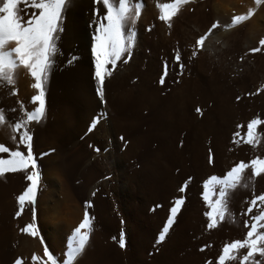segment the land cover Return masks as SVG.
Returning <instances> with one entry per match:
<instances>
[{"label":"rangeland","instance_id":"1","mask_svg":"<svg viewBox=\"0 0 264 264\" xmlns=\"http://www.w3.org/2000/svg\"><path fill=\"white\" fill-rule=\"evenodd\" d=\"M146 1L148 0H142L141 23L139 18L136 21V25L139 23V27H135V24L130 25L135 33L140 31V42L137 47L134 42L130 58L127 56L124 58L127 59V63L118 62L117 68L111 75V77L121 75L120 78L123 77L125 81L123 80L121 83L120 80H115L118 83L116 84L114 81L112 82L113 77H106L103 88L104 103L96 101L87 105L81 96L96 95L95 83L92 79L91 58L87 62L89 65L87 77L86 74H79L76 64L85 62L82 58L87 52L91 57L90 45L85 43L88 41L84 40L83 35L91 42L93 29L89 27V23L93 21V0H69L64 11V21L62 20V32L57 36L54 66L46 81L47 87L50 81L49 83L53 82L56 88L62 90L60 105L63 101L65 102V113L62 112L65 123L55 132L51 131L49 122L50 124L45 128L46 131L43 130L44 132L41 133L43 137H38V139L36 137L34 143V138L32 139V151L40 174L39 185L45 178V183L38 185L40 192L38 190L37 197L38 193L39 195L47 193L50 185L52 187L53 184L52 189L54 193L57 192L56 194L63 192L61 189L66 188L74 194L75 201L73 200V203L58 207L61 211L55 209L56 212H54L55 210L51 212L52 218L54 219L55 216L54 220L57 223L54 221L53 224L48 223V229L45 232L47 235L53 233L58 239L63 240L66 246L67 237L71 235L72 230L80 223L84 212L87 211L92 219V231L89 235L92 241L87 247V252L90 254L95 252L92 260L89 261L90 264H205L207 260H215L223 243L231 242L234 239H243L247 231L244 227V220L247 217L242 213L247 206V200H250L253 194L259 195L264 192V175L250 179L247 188L239 187L240 189H235L230 194L229 214L226 218L220 221L214 229L206 228L207 218L204 212L208 209L201 196L203 180L211 175L222 176L235 162L241 160L247 162L257 157L264 158V125L257 128L259 140L255 147L242 142H233V133L237 131V124L242 126L240 132L243 135L250 119L258 117L264 120V87H262L264 86V76L262 78L259 76L260 72H264V66L262 67V64L264 65V46L259 45V40L264 38V27L260 28L261 26H259L258 34L254 33L253 38L251 37L253 34L248 33L250 27H248L247 21L231 27V33L229 31V34L225 36L229 44L228 48L219 52L217 57H213L194 47L193 37L198 32L194 29L195 27L192 28V24L195 22L197 28L207 32L214 22L217 25L231 22L232 15H226L227 17L222 15L215 19L211 0H187V3L183 4L184 6L179 7L177 15L171 18L169 26L158 19L159 10L155 5L160 3L159 0H149L148 3ZM252 1L254 2V0ZM170 2L171 0L162 3ZM261 4L263 5V3ZM261 4L257 7L254 6L256 10L262 7ZM97 7L100 8L102 5H97ZM144 7H149L147 15H143ZM210 13L214 15H210ZM143 16L146 17H144V21ZM252 17L254 16L248 19L249 23ZM85 20H87L86 23ZM258 20L259 25L260 23L264 24V18L260 19L259 17ZM78 22H82V24L79 25ZM136 37L137 34L135 39ZM244 42L248 45L249 42L252 43L251 47L247 48ZM253 47H260L261 50L253 53L250 51ZM177 50L181 55L180 63L184 65L182 73L172 60ZM194 50L197 51V56L190 59ZM142 52L145 53V56L156 60L151 67L150 74L148 65L142 66L138 59ZM163 57L164 62H167V76L165 83L161 85L157 81L162 71ZM245 57L253 64L259 63V68L254 69L253 66H250ZM143 63L146 64L147 60ZM242 63H247L250 70H245ZM145 71L151 78L143 81ZM142 83L147 84L144 86V88L147 87L146 89L158 88L160 96L165 98L173 92V89H180L179 100L183 110L180 107L179 109L183 114L180 116L179 124L172 120L170 123L167 122L168 130L163 131L161 128H157V108L160 106V102H156V106L154 104L142 112H137L138 121L136 119L135 123L128 122L130 113H132L127 107L128 103L124 104L125 106L119 104L115 97L112 98V94L117 95L131 89L132 96H136L137 89L143 88ZM114 84L118 86L116 87ZM203 84L204 86H202ZM206 86L220 89L217 90L218 95H213V98L206 100V97H203L208 94ZM182 87L183 90L187 89L183 91ZM192 87L201 91L195 96L190 93ZM258 88L259 92H257ZM203 90L207 93L202 95ZM132 91H135L134 94ZM46 92L45 97L47 96L49 100L56 99L53 92L50 90H46ZM248 93L254 94L248 95ZM108 94L111 97L109 99ZM219 96L224 99L221 100ZM237 96L241 97L239 101L236 100ZM184 98H187L188 101L185 99L184 102ZM225 104L231 106L236 104L235 106L239 109L242 108V111H239L240 115L236 113L238 116L233 114L231 120L229 119L230 121L228 120L224 125L218 120L217 109ZM240 105L241 107H239ZM5 106L0 103V109L5 110L8 122L21 118L20 112L18 114L16 111H9L11 108ZM196 107L201 108L202 115L195 112ZM100 114H102V118L95 126H92L93 119ZM233 118L235 119L233 120ZM215 123L221 124V127L224 128L222 132H218L220 135L213 133L209 128ZM216 134H218V138L214 142ZM1 143L7 144L3 141ZM219 143L221 145H218ZM6 146L15 148L9 143ZM197 146H200L201 150ZM218 147L222 149L219 150ZM19 150L26 151L23 146H20ZM216 150L221 154L224 153L222 155L226 159L225 163H223L222 155L217 154ZM209 151L214 159L212 165L208 163ZM27 174V171H19L0 176V264H13L17 257L22 258L23 264H33L32 254L41 257L42 260L45 259L43 257L45 246L58 258V264H61L59 258L67 251V246H59L58 254L43 237L44 233L40 230L37 221V197L34 205L26 204L21 216L15 217V212L18 210L16 196L26 187L28 182L25 177ZM250 177L251 171L248 169L245 171V178ZM186 181L188 183L185 191L179 193V187ZM56 189L58 191H55ZM179 195L184 197V204L174 223L169 227L170 231L168 230L163 240H159L158 237L167 221L172 200ZM54 197L57 196L54 195ZM33 209L39 235L29 237L36 238V242L40 245L36 251H30L22 244L28 235L19 232L20 228L32 222ZM70 221L73 223L70 224L71 226L68 223ZM43 224L47 225V222L45 221ZM22 236L25 238L22 239ZM121 237L125 244L123 248L119 245ZM206 245H210V247H204L203 251L199 250ZM244 252L246 249L240 250L237 255H243ZM84 257L80 256L76 264H85ZM253 259L259 261V264H264V258L259 257L258 254ZM36 264H40V262H36ZM230 264H238V260L230 262Z\"/></svg>","mask_w":264,"mask_h":264},{"label":"snow or ice","instance_id":"2","mask_svg":"<svg viewBox=\"0 0 264 264\" xmlns=\"http://www.w3.org/2000/svg\"><path fill=\"white\" fill-rule=\"evenodd\" d=\"M186 3L187 0L156 3L155 7L159 10L158 19L170 26L171 18L177 15L179 7ZM255 3L260 5L264 3V0H255ZM68 4L69 0H0V87L11 86L9 94L17 96L16 74L19 68L23 67L33 80L30 87L35 91V94L28 100L31 108L26 107L24 101L17 99L21 118L8 122L5 110L0 109V127H7L10 133L8 139L15 145V148H10L0 143V154H2L0 155V176L12 172H28L25 177L28 183L16 196L18 210L15 212V217L21 216L26 204L34 205L37 197L40 174L32 151L33 136L29 125L33 122L39 123L45 116V84L54 66L57 36L62 32V20ZM97 5H102V7L98 8ZM142 8V0H93V21L89 23V27L93 29L90 42L92 79L95 83L96 95L102 104L104 103L105 78L111 77L118 62L127 63V59L124 58L131 56L136 33L130 25L136 23ZM254 11V8H248L244 14L233 15L231 23L225 27L231 28L247 21ZM21 12H24V15H21ZM217 27V23H212L207 32L196 39L194 47L200 48L201 42ZM259 45L264 46V38L259 40ZM260 50V47L250 49L253 53ZM196 56L197 51L194 50L190 59ZM172 60L182 73L184 65L180 63L181 55L178 50L174 53ZM166 76L167 62L165 61L157 82L163 85ZM259 91L258 88L257 92ZM253 94L248 93V95ZM240 99V96L236 97L237 101ZM9 111L15 112L17 109L12 108ZM195 112L202 115L199 107H196ZM100 118L102 114L93 119L92 126H95ZM261 125H264V120L258 117L252 118L247 122L246 131L241 135L242 126L237 124V131L233 133V142H242L255 147L259 140L257 128ZM20 146H23L26 151H20ZM208 163L209 165L214 164L211 151H209ZM248 169L251 171V177L246 179L245 171ZM260 175H264V158L257 157L247 162L243 160L235 162L222 176L211 175L203 180L201 196L208 209L204 212L207 218L206 228L214 229L229 214L228 202L233 190L238 187L247 188L249 180ZM187 183L188 181L179 187V193L185 191ZM183 204L182 195L172 200L167 221L158 237L159 240L165 238V234L174 223ZM242 214L247 217L244 220V227L247 231L243 239L223 243L215 260H207L205 264H230L237 260L238 264H259V261L254 260L253 257L258 254L259 257L264 258V192L259 195L253 194L251 199L247 200V206ZM91 231L92 219L85 211L80 223L67 237V251L59 258L61 264H74L76 258L84 250ZM19 232L30 237L39 235L35 224L34 209L32 222L20 228ZM41 243L43 244L42 240ZM119 245L121 248L125 246L122 237ZM204 247H210V245L202 246L199 250L203 251ZM245 249L246 252L243 255H237L240 250ZM43 257L45 259L42 260L41 257L32 254L31 261L33 264L36 262L58 264V258L46 246L43 249ZM13 264H23L22 258L17 257Z\"/></svg>","mask_w":264,"mask_h":264},{"label":"bare ground","instance_id":"3","mask_svg":"<svg viewBox=\"0 0 264 264\" xmlns=\"http://www.w3.org/2000/svg\"><path fill=\"white\" fill-rule=\"evenodd\" d=\"M149 1V0H148ZM148 1H146L147 3H148ZM169 0H159V2L160 3H162V2H168ZM209 2V1H208ZM252 0H211V7H212V11H213V13L215 14V16H216V18L215 19H217V18H219L220 16H224L225 15V17H227L226 15H232L233 16V14L234 15H241V14H244V13H246L247 12V10H248V8H252V7H254L256 4H255V0H254V2H253V4H252ZM145 5H146V3H145ZM148 5V4H147ZM210 5V4H209ZM262 5V4H261ZM182 6H184V5H182ZM182 6H180V7H182ZM256 7H257V5H256ZM147 8H149V7H144V12H143V15H147L146 13L148 12V10H147ZM255 8V7H254ZM143 10V9H142ZM255 10H256V8H255ZM211 11V12H212ZM149 13V12H148ZM212 13V14H213ZM211 13H210V15H212ZM213 14V15H214ZM21 15H24V12H21ZM88 15V14H87ZM150 16V15H149ZM230 16H228V17H230ZM252 16H254V17H252V19H251V21H250V23L248 22L249 20H247V24L249 25L248 27H250V29H249V34L250 33H252L253 35H251V37L253 36L254 37V33L256 34L257 33V31L259 30L258 28H259V26H261L260 28H263L264 27V24L262 25L261 23H260V25H259V23H258V19H259V17H260V19L261 18H264V3H263V5H262V7H259L256 11H255V13L252 15ZM87 17V16H86ZM145 16H143L142 17V19H143V21H144V19L146 18H144ZM141 18V16L139 17V19ZM212 18H213V16H212ZM63 21H64V19H63ZM140 21V23H141V19L139 20ZM87 22V20H85V23ZM219 22H221V21H219ZM223 22V21H222ZM80 23L82 24V22H78V24L80 25ZM143 23V22H142ZM228 23H231V22H228ZM228 23H226V22H224V23H219V25H218V27L215 29V30H212V32L211 33H209L208 34V36L205 38V40L204 41H202L201 42V46H200V48H197V49H199L201 52H207L208 53V55H211V56H213V57H217V54L219 53V52H221V51H224V49H227L228 48V41L226 40V38H225V36H226V34H229V31H230V29L231 28H227V27H225V25H227ZM137 23H135V25H136ZM78 25V26H79ZM139 27V23H138V25H136L135 27ZM263 26V27H262ZM137 27V28H138ZM193 27H195L194 29L195 30H197V32L198 33H196L195 35H194V37H193V40H194V44H195V40L200 36V35H203V32H205V30L203 29V30H200L199 28H197V25L195 24V22H193V24H192V28ZM63 28H64V26H63ZM79 28V27H78ZM143 29V28H142ZM236 29V28H235ZM80 30V29H79ZM232 30V29H231ZM138 31V30H137ZM230 33H231V31H230ZM248 33H247V35H248ZM137 34V37H136V39H135V47H137V44L140 42V31H138V33H136ZM158 34V33H157ZM258 34V33H257ZM256 34V35H257ZM142 35V34H141ZM250 36V35H249ZM83 37H84V40H86V41H88V42H90V39H87L86 38V36L85 35H83ZM165 37V36H164ZM252 37V38H253ZM248 38V37H247ZM250 38V37H249ZM147 39V38H146ZM156 41V40H155ZM249 41V40H248ZM88 42H85V43H87L88 44V46L90 45V43H88ZM252 42V41H251ZM61 43V42H60ZM161 43V42H160ZM157 44H159V43H157ZM162 44V43H161ZM247 45V48L248 47H251V45L250 44H252V43H250L249 42V45L246 43V42H244V45ZM156 45V44H155ZM243 45V46H244ZM139 46V45H138ZM153 46V45H152ZM158 47V46H157ZM156 47V48H157ZM160 47V46H159ZM146 48V47H145ZM150 48V47H149ZM162 48V47H161ZM152 49H154V48H152ZM152 51V50H151ZM154 51V50H153ZM134 55V54H133ZM156 56V55H155ZM90 56H89V54H88V52H87V54H85L84 55V57L82 58V59H84L85 60V62L83 63H77L76 64V68L79 70V74L80 75H85L86 74V77H87V75H88V73H89V71H88V68H89V65H87V62L88 61H90ZM135 58V57H134ZM136 58H138V57H136ZM139 61H141V65L143 66V65H148L147 67H148V73L150 74V71L152 70L151 69V67L154 65V63L156 62V60L154 59H151L150 57H148V56H145V53L143 54V52H142V54L139 56ZM145 59V60H144ZM146 60H147V63L145 64V63H143V61H145L146 62ZM162 63L164 62V57L162 58ZM245 60L247 61V63L248 64H250V66H253V68L254 69H256L257 67H258V65H260L259 63H251L250 61H249V59L247 58V57H245ZM159 62V61H158ZM90 63V62H89ZM247 63H242L243 65H244V67H245V70H247L248 69V64ZM260 63H262V62H260ZM135 64V63H134ZM241 64V65H242ZM160 65H161V63H160ZM128 66V65H127ZM239 66V65H238ZM264 65L262 64V67H263ZM126 67V66H125ZM140 67V66H139ZM146 67V66H145ZM146 67V68H147ZM119 68V67H118ZM129 68V67H128ZM259 68V67H258ZM125 69H127V68H125ZM143 69V68H142ZM263 69H264V67H263ZM144 70V69H143ZM248 70H250V68L248 69ZM258 70V69H257ZM139 71V70H138ZM256 71V70H255ZM263 71V70H262ZM118 73V72H117ZM137 73H139V72H137ZM141 73V72H140ZM146 71L144 72V77H143V81H146L148 78H149V74H148ZM246 73V72H245ZM250 73H252V72H250ZM262 73H264V72H262ZM261 72H260V77L262 78L264 75H262L261 76V74H262ZM78 74V73H77ZM78 74V75H79ZM119 74V73H118ZM148 74V75H147ZM152 74V73H151ZM248 74V73H247ZM255 74V73H254ZM120 76L121 75H113L111 78H112V82L114 81L115 83H116V81L115 80H120V82L122 83V81L124 80V78L122 77V78H120ZM151 78V77H150ZM149 78V79H150ZM252 78L253 79H255L253 76H252ZM259 78V77H258ZM87 79V78H86ZM145 79V80H144ZM252 79V80H253ZM81 80V79H80ZM83 80V79H82ZM117 81V82H118ZM125 81V80H124ZM50 82V81H49ZM48 82V87H47V85L45 84V92H46V90L48 91V90H50L51 92H53L54 94H55V98L56 99H52V100H49V98L46 96L45 97V99H46V111H45V116H44V118L39 122V123H35V122H33V123H31L30 125H29V129H30V131H31V133L34 131L35 133H32L33 134V143L36 141L35 140V138L37 137V139H38V137L40 138V137H43V135L41 136V133H43L44 131L43 130H45V128H47V125L48 124H50L51 125V131L52 130H59L60 129V127H62L63 126V124L65 123V121L63 120L64 118H63V113L62 112H64V106H65V102L63 101V103H62V105H60L61 104V100H60V98H62L61 96H62V90L61 89H58V88H56V86L53 84V82H51V83H49ZM119 82V83H120ZM148 82V81H147ZM256 82V81H255ZM31 83H33V80L29 77V75L27 74V72H26V70L25 69H23V67H20L19 68V70H18V72H17V74H16V84H15V87H16V89L18 90V95L17 96H12V95H10L9 93H10V91H11V86H9V87H0V103H1V105H7L8 107H10L11 109L12 108H16L17 109V111L16 112H18V114H19V108H18V105H17V99H20V100H22V101H24L25 102V105H26V107H28V108H31V105H29L28 104V100H29V98L33 95V94H35V91L30 87V85H31ZM139 83V82H138ZM184 83V82H183ZM79 84V83H78ZM82 84H84V83H82ZM116 84H118V83H116ZM116 84H114L116 87L118 86V85H116ZM143 84V83H142ZM193 84H195V83H193ZM206 84V83H205ZM209 84V83H208ZM141 85V84H140ZM145 85H147V84H145ZM144 84H143V88H138L137 90V93L138 94H135L136 96H132V94H131V89H128V90H126L125 92L123 91V93L121 92V93H118L117 95H114V94H112V98H114L115 97V99H117V102L119 103V104H121V105H123V106H125L124 104H126V103H128V106L127 107H129V109H130V111L132 112V113H130L131 114V116H130V118L128 119V122H130V123H135L136 122V119H137V117L136 116H138L137 114V112H142V111H144V110H146V108H148L149 106H151V105H154L155 104V106L157 105V103H159L160 102V106L157 108V115H158V119H156V120H158V121H156L157 122V124L156 125H158V127L157 128H161L163 131L165 130H168V126H169V124L167 123L168 121H169V123H170V121H172L173 120V122H176V123H180L181 122V114H183L182 113V108L181 107H183V106H181L180 107V97H181V92H180V89H173V92L172 93H170L166 98L164 97V96H160V94H159V91H158V88H155V89H153V90H151V89H146V88H144V86H145ZM184 85V84H183ZM180 86V85H179ZM190 86H192V85H190ZM202 86H204V84L202 85ZM215 86V85H214ZM79 87V86H78ZM81 87V86H80ZM79 87V88H80ZM187 87V86H186ZM194 87V86H193ZM191 88L192 90L190 91V93L191 94H194L195 96H196V94L199 92V91H201V90H197V88ZM196 87V86H195ZM130 88V87H129ZM137 88V87H136ZM135 88V89H136ZM181 88V87H180ZM22 89H24V90H22ZM187 89V88H186ZM186 89H184L183 90V87H182V90L183 91H185ZM118 90V89H117ZM116 90V91H117ZM206 90L208 91V94H206L207 92L205 91V90H203L202 92H201V94L203 95V93L204 94H206L205 96H203V97H206V100H209V98H213V95H218L217 93H219V92H217V90L218 89H216V88H214V87H208V86H206ZM220 90V89H219ZM218 90V91H219ZM121 91V90H120ZM24 93V94H21V93ZM86 92V91H85ZM133 92V91H132ZM135 92V91H134ZM134 92H133V94H134ZM188 92V91H187ZM215 92H216V94H215ZM80 93V92H79ZM186 93V92H185ZM221 93V92H220ZM46 94H47V92H46ZM53 94V95H54ZM183 94H184V92H183ZM182 94V95H183ZM87 95V94H86ZM187 95V94H186ZM201 95V96H202ZM225 95V94H224ZM108 96V99L109 98H111L110 96H109V94L107 95ZM193 96V95H192ZM211 96V97H210ZM223 96V95H222ZM184 97H185V94H184ZM189 97H191V95H189ZM188 97V98H189ZM215 97V96H214ZM220 97V99H221V96H219ZM80 98V97H79ZM182 98H183V96H182ZM192 98V97H191ZM81 99L82 100H84L85 101V104H87V105H89V103L90 104H93L94 102H96V101H100L99 100V98L97 97V95H89V96H86V97H83V96H81ZM185 99L187 100V98H184L183 100H184V102H185ZM203 99H205V98H203ZM216 99V98H215ZM223 99H224V97H223ZM223 99H221V100H223ZM107 100V99H106ZM190 100V99H189ZM188 101V100H187ZM217 101V100H216ZM157 102V103H156ZM222 102V101H221ZM228 102V101H227ZM217 104H218V102H216ZM220 103V102H219ZM225 103V102H224ZM232 104V103H231ZM86 105V106H87ZM216 105V104H215ZM223 105V104H222ZM236 104H234V106H231V105H229V104H225V106H220L218 109H217V117H218V120H219V122H221V123H224V125H225V123L226 122H228V120L230 119L231 120V117H232V115L233 114H239V111H242V108H238L237 106H235ZM239 105V104H238ZM250 105V104H249ZM67 106H68V104H67ZM253 106V105H252ZM6 107V106H5ZM66 107V106H65ZM70 107V106H69ZM69 107H68V109H69ZM179 107L182 109H179ZM239 107H241V105L239 106ZM7 108V107H6ZM215 108V107H214ZM249 108V107H248ZM72 109V108H71ZM213 109V108H212ZM252 109V108H251ZM73 110V109H72ZM215 111H216V109H214ZM227 110V111H226ZM129 111V112H130ZM184 112V111H183ZM65 113V112H64ZM137 113V114H136ZM241 113V112H240ZM140 114V113H139ZM236 114V115H237ZM240 115V114H239ZM238 116V115H237ZM70 117V116H69ZM136 117V118H135ZM234 117V116H233ZM235 118H233V120H234ZM211 120V119H210ZM209 120V121H210ZM229 120V121H230ZM137 121H138V119H137ZM50 122V123H49ZM202 123V122H201ZM237 123V122H236ZM131 125H133V124H131ZM209 128H210V130L211 131H213V133H218V132H222V129H224V128H222L221 127V124H216L215 123V125H213V126H209ZM226 128V127H225ZM227 128H228V126H227ZM49 129V128H48ZM156 129V128H155ZM218 129V130H217ZM46 131V130H45ZM57 131H55V132H57ZM156 131V130H155ZM40 132V133H39ZM54 132V133H55ZM159 132H160V129H159ZM168 132V131H167ZM206 132V131H205ZM208 132V131H207ZM209 133V132H208ZM9 131H8V129H7V127L6 126H4V127H0V143L3 141V142H5V143H9V145L10 146H15L14 144H12L11 143V141L8 139V136H9ZM157 134V133H156ZM209 134H211V133H209ZM219 134V133H218ZM218 134H216V138H214V142L217 140V138H218ZM165 135V134H164ZM198 135V134H197ZM214 135V134H213ZM220 135V134H219ZM55 136V135H54ZM206 136H207V134H206ZM169 137V136H168ZM198 137H200V136H198ZM167 140H170V139H168L167 138ZM169 142H171V140L169 141ZM204 142V141H203ZM168 143V142H167ZM217 143V142H216ZM7 144H5V145H7ZM198 144H200V143H198ZM210 144V143H209ZM212 145H213V143H211ZM212 145H210L211 147H212ZM218 145H221L220 143L218 144ZM167 146L169 147V145L167 144ZM198 148H200V150H201V147L200 146H197ZM217 147V146H216ZM219 147H221V146H219ZM218 147V148H219ZM166 149H168V148H166ZM215 149V148H214ZM222 149V148H221ZM220 148H219V150H221ZM170 150V149H169ZM173 150V149H172ZM217 151V150H216ZM169 152V151H168ZM172 152V151H171ZM223 152V151H222ZM219 153V151H217V154ZM221 153H219V155H220ZM222 154H224V153H222ZM221 154V155H222ZM226 154V153H225ZM169 155V154H168ZM198 155V154H197ZM226 155H228V154H226ZM191 157V156H190ZM215 157H216V155H215ZM217 157H218V155H217ZM227 157V156H226ZM235 157V156H234ZM234 157H232V158H234ZM221 158V157H220ZM222 158L224 159V157H223V155H222ZM221 158V159H222ZM217 159V158H216ZM222 159V160H223ZM192 160V159H191ZM196 160V159H195ZM219 160V159H218ZM225 160L226 159H224L223 161V163H225ZM220 161V160H219ZM216 163V162H215ZM228 163H229V161H228ZM217 164V163H216ZM221 165V164H220ZM226 165V164H225ZM224 165V166H225ZM226 169V168H225ZM212 170H214V169H212ZM57 172V171H56ZM56 174H58V173H56ZM55 174V175H56ZM260 177V176H259ZM51 178V177H50ZM262 178V177H261ZM263 178H264V176H263ZM7 179V178H6ZM48 179V178H47ZM52 180H53V178H51ZM50 179V180H51ZM3 181V180H2ZM259 181H261V180H259ZM7 182V181H6ZM49 182H51V181H49ZM263 182V181H262ZM3 183V182H2ZM9 183V182H8ZM45 183V178L42 180V183H40V185L41 184H44ZM54 183V182H53ZM264 183V182H263ZM263 183H261L262 185H263ZM5 184H7V183H5ZM11 184V183H10ZM8 185V184H7ZM39 185V186H40ZM49 185H50V183H49ZM54 185V184H53ZM53 185H52V187H51V185H50V188H49V191L47 192V193H40V195H39V193H38V197H37V202H36V209H37V211H36V213H37V221H38V223H39V225H40V230L42 231V233H44L43 234V237L52 245V249L54 250V251H56V253H58L59 254V246H61V247H66L65 245H64V241L63 240H60V239H58V237L56 236V235H53V233L52 234H48L47 235V233L45 232V230H47L48 229V223L50 224H53V221L54 222H56L54 219H55V216H54V219L52 218V214H51V212H53L55 209H57L58 211H61V210H59V208L58 207H60V206H68L70 203H73V200H74V194H72L67 188L66 189H61V190H63V192H61V193H59L58 192V194H56L57 192H55L54 193V190L52 189L53 188ZM6 185H4V187H5ZM10 186V185H9ZM15 186V185H14ZM7 187V186H6ZM2 188V187H1ZM40 188V187H39ZM6 189V188H5ZM58 189V188H57ZM55 190V191H58V190ZM238 189H240L239 187L237 188V190ZM39 190V189H38ZM39 192H40V190H39ZM244 192V191H243ZM238 193V192H237ZM54 195L55 196H57V197H54ZM242 200V199H241ZM241 200H240V202H241ZM2 201V200H1ZM75 201V200H74ZM243 202V201H242ZM241 205V204H240ZM241 207V206H240ZM61 209V208H60ZM14 210V209H13ZM57 210H55L54 212H56ZM15 211V210H14ZM65 212H66V209H65ZM52 215V216H51ZM27 216V215H26ZM13 218V217H12ZM27 218V217H26ZM28 218H29V216H28ZM57 218V217H56ZM14 219V218H13ZM23 219H25V218H23ZM30 219V218H29ZM60 219V218H59ZM15 220V219H14ZM17 220V219H16ZM10 221H11V219H10ZM19 221H20V219H19ZM22 221V220H21ZM46 221L47 222V225L46 224H43L44 222ZM57 221H59V220H57ZM61 221V220H60ZM67 221V220H66ZM188 221V220H187ZM14 222V221H13ZM72 221H70V222H68L69 223V225L70 224H73V223H71ZM76 222V221H75ZM75 222H74V224H75ZM57 223V222H56ZM183 224V223H182ZM56 225V224H55ZM55 225H53V226H55ZM60 225H61V223H60ZM184 225V224H183ZM67 226V225H66ZM65 226V227H66ZM71 226V225H70ZM58 227H59V225H58ZM68 228H69V226H67ZM67 227H66V230H67ZM52 228V227H51ZM64 228V227H63ZM71 228V227H70ZM50 229V228H49ZM56 229H57V227H56ZM10 230V229H9ZM60 230V229H59ZM64 230V229H63ZM69 230V229H68ZM14 231V230H13ZM170 231V230H169ZM231 231V230H230ZM52 232V231H51ZM57 232V231H56ZM55 232V233H56ZM62 232V231H61ZM211 232V231H210ZM59 233V232H58ZM215 233V232H214ZM66 234V233H65ZM207 234V233H206ZM202 235V234H201ZM25 238V236H22V239H24ZM26 240H22L23 242H22V244L23 245H25L26 246V248H28L30 251L31 250H38L39 248H40V245L36 242V238L34 239V238H30L29 236H26V238H25ZM91 241H92V239L91 238H89V240H88V242H87V244H86V246H85V248H84V250L82 251V253L76 258V260L74 261V264H76V262H77V260H78V258L80 257V256H85L84 257V259H85V264H90V259L92 258V256L94 255V253L92 252L91 254H90V252L88 253L87 252V247H88V245L91 243ZM67 244V243H66ZM64 249V248H63ZM141 249V248H140ZM87 252V253H86ZM61 254V253H60ZM83 254H86V255H83ZM92 260V259H91ZM86 261H88V262H86ZM113 261V260H112ZM109 264V263H108Z\"/></svg>","mask_w":264,"mask_h":264}]
</instances>
